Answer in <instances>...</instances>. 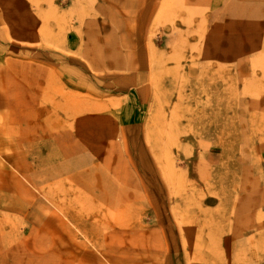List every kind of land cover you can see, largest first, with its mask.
<instances>
[{"label": "rangeland", "instance_id": "1", "mask_svg": "<svg viewBox=\"0 0 264 264\" xmlns=\"http://www.w3.org/2000/svg\"><path fill=\"white\" fill-rule=\"evenodd\" d=\"M117 2L0 0V264H264V53Z\"/></svg>", "mask_w": 264, "mask_h": 264}, {"label": "crops", "instance_id": "2", "mask_svg": "<svg viewBox=\"0 0 264 264\" xmlns=\"http://www.w3.org/2000/svg\"><path fill=\"white\" fill-rule=\"evenodd\" d=\"M112 1L118 4L117 0ZM196 1L198 5L206 1L209 6L207 18L209 27L212 28L209 56L219 65L229 67L231 75H236L237 69L238 74H243L246 70L248 74L253 71L252 63L264 53V20L261 19L264 17V0ZM106 2L107 0H101V3ZM261 100H264V97L258 101L260 107L264 105ZM134 113L132 109L131 118H134ZM235 118L232 113L227 119ZM150 264L157 262L153 260ZM169 264H182V261L176 256H171Z\"/></svg>", "mask_w": 264, "mask_h": 264}, {"label": "bare ground", "instance_id": "3", "mask_svg": "<svg viewBox=\"0 0 264 264\" xmlns=\"http://www.w3.org/2000/svg\"><path fill=\"white\" fill-rule=\"evenodd\" d=\"M18 63V62H17ZM21 66V65H20ZM40 69V68H39ZM13 71H14V69H13ZM15 71H16V69H15ZM19 73V72H18ZM34 75V74H33ZM23 76H25V75H23ZM21 79V78H20ZM37 79V78H36ZM24 81H25V79H24ZM30 81V80H29ZM48 83V82H47ZM46 83V84H47ZM45 86V85H44ZM45 87H48L49 88V86L48 85H46ZM46 89V88H45ZM257 104V106H256V109H257V111H256V113H258L259 115H260V119H264V115L262 116V112H261V110H262V107H260V105H259V102L258 103H256ZM253 105V104H252ZM263 109H264V106H263ZM242 173V172H241Z\"/></svg>", "mask_w": 264, "mask_h": 264}]
</instances>
